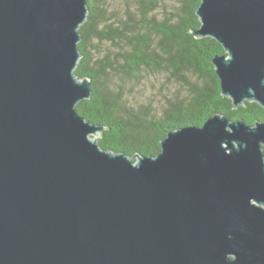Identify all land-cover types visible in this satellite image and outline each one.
I'll return each mask as SVG.
<instances>
[{
  "label": "water",
  "instance_id": "95a60500",
  "mask_svg": "<svg viewBox=\"0 0 264 264\" xmlns=\"http://www.w3.org/2000/svg\"><path fill=\"white\" fill-rule=\"evenodd\" d=\"M87 0H0V264H264V121L225 113L153 155L76 106ZM196 38L235 108H264V0H201Z\"/></svg>",
  "mask_w": 264,
  "mask_h": 264
},
{
  "label": "trees",
  "instance_id": "16d2710c",
  "mask_svg": "<svg viewBox=\"0 0 264 264\" xmlns=\"http://www.w3.org/2000/svg\"><path fill=\"white\" fill-rule=\"evenodd\" d=\"M87 1L88 18L80 28L82 57L75 73L81 79L91 78L93 93L76 109L87 120L105 126L99 138L103 148L155 156L169 131L202 126L215 113L249 124L264 121V108L257 102L235 108L222 95L212 60L225 50L217 40L191 33L200 25L196 9L201 0H174L173 10L162 19L157 13L166 7V0H134L123 10H112L109 0ZM94 39L107 46L105 54L99 55ZM146 70L167 72L184 93H165L159 109L135 104L125 84L140 81Z\"/></svg>",
  "mask_w": 264,
  "mask_h": 264
},
{
  "label": "rangeland",
  "instance_id": "374dc122",
  "mask_svg": "<svg viewBox=\"0 0 264 264\" xmlns=\"http://www.w3.org/2000/svg\"><path fill=\"white\" fill-rule=\"evenodd\" d=\"M112 10L113 9H125L127 3L134 4V0H109ZM172 4L174 0H166V7L161 8V11L157 13L158 19L170 14L173 10ZM94 43H98L96 39ZM103 55L107 52V46L98 43ZM141 80L136 82L126 83L125 92L130 96V99L135 104L152 105L155 109H159L164 101L163 95L165 93L173 92L174 90H180L181 94L184 93V88H181L179 84H176L172 78H169L168 73L161 71L146 70L140 76ZM190 81H194V76L188 75Z\"/></svg>",
  "mask_w": 264,
  "mask_h": 264
}]
</instances>
